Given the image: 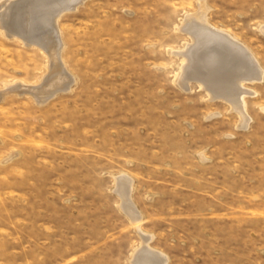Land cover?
Here are the masks:
<instances>
[{"label":"rangeland","instance_id":"374dc122","mask_svg":"<svg viewBox=\"0 0 264 264\" xmlns=\"http://www.w3.org/2000/svg\"><path fill=\"white\" fill-rule=\"evenodd\" d=\"M0 1V264H264V74L246 128L178 56L203 2L264 72V0Z\"/></svg>","mask_w":264,"mask_h":264},{"label":"bare ground","instance_id":"6f19581e","mask_svg":"<svg viewBox=\"0 0 264 264\" xmlns=\"http://www.w3.org/2000/svg\"><path fill=\"white\" fill-rule=\"evenodd\" d=\"M23 1L21 2L22 4L25 3ZM30 1H32V0H30ZM34 1H32V2H34ZM82 1L83 0H71L69 4L77 5L78 3L81 4ZM48 2H50V1H48ZM29 4L30 3H28L26 5H29ZM56 4H58V3L56 2ZM14 5H15V3H14ZM67 6H68V1L66 0V4L63 7V8H65V7L66 8L62 10V13L64 10L67 9ZM200 6H201L199 8L200 12L198 14H196L195 16L189 18V20L187 22H185V25L183 27V30L186 33L190 34V36L193 37L195 43L192 46H188L186 48V50H184L182 52L180 51V53L178 55L182 58V61H181L182 65H181L180 74H179V85L183 86L184 88H187L192 80H195V81L197 80L199 87L205 88V90L209 93L208 94L209 96L212 95L213 97L227 101L231 105L232 109L235 110L237 113H239V115L241 117V121H242V124L240 126H244L247 128L246 125L249 123L250 119L248 118V116L245 113L246 111H245V100L244 99L246 98V95L250 94V92H248L244 89V85H246V83H248V82L249 83L259 82L262 79L264 72H262L260 66L258 65L256 60H254L253 56L247 51V49L242 47L241 44L237 43V41L234 38H232L228 34H225V32L214 29V28L208 26V24H206L205 20L207 18L205 16V14H206L205 13L206 9H204L205 5L202 2ZM30 7H32V5ZM39 7H40V5H39ZM60 7H61V5H60ZM58 8H59V6H58ZM49 11H50L49 12L50 14H47L48 16L53 13L51 11V9ZM43 13L44 12L35 11L32 15L35 19L36 18L38 19L39 16H41V14H43ZM27 17H29V16H27ZM27 17H26L25 21L28 19ZM54 17L55 16L52 15L51 20H54ZM6 18H7V16L5 17V19ZM0 21H1L0 22V29L6 30L7 32L11 33L13 36L15 34L16 37L23 38L26 40L28 38H32L31 37L32 35H30V30H29V33L27 34L26 30L20 31V30H22L21 27H20V29H19V27L15 28V29H18V30H15V29L11 28V25L9 26L8 21H6V20L2 21L1 19H0ZM35 21L37 22V20H35ZM20 23L21 22H19V24ZM10 24L13 25V22H10ZM24 26H25V24H24ZM30 27L32 28L33 25ZM38 27H40V26H38ZM39 29H41V28H39ZM55 31H56V29H55ZM263 31H264V28H263ZM32 33H33V30H32ZM39 33H41V32L39 31ZM40 36H41V34H40ZM39 43L42 44V42H39ZM51 43H53V41ZM30 44H32V43H30ZM56 45H57V43H56ZM50 46H51V44H50ZM52 48H54V47H52ZM56 48H57V46H56ZM205 63L207 65L206 66L207 70H209V72L212 71V72H210V74H214L213 77H216L214 80L212 79L211 81H209V76L207 74L206 75L205 74H200V75L198 74L197 76L194 75L197 67L200 65L205 66L204 65ZM62 75H64V74H62ZM67 82H68V80H67ZM52 86H54V85H52ZM52 86H50V87H52ZM52 88H50V89H52ZM22 91H23V89H22ZM212 96H210V97H212ZM127 182H128V180H125V181L123 180L124 187L122 190L120 189L121 190L120 196H122L124 199V201H123L124 202V208H125L124 210L127 211V213L129 214L131 221L139 227L141 217L136 212V210L134 209L132 204L130 203L129 194H128L130 183H127ZM117 194L119 195L120 193H117ZM142 249L143 250L138 255L139 257L137 256L138 258H136L135 259L136 261H134L135 264H138V262L141 260H143L145 262V263L143 262L144 264H165L163 259H161L160 255L158 253H156V252H154V251H152L146 247H144ZM137 252H139V251H137Z\"/></svg>","mask_w":264,"mask_h":264}]
</instances>
